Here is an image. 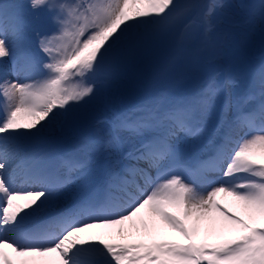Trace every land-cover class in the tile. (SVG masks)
<instances>
[{"label":"snow or ice","instance_id":"snow-or-ice-1","mask_svg":"<svg viewBox=\"0 0 264 264\" xmlns=\"http://www.w3.org/2000/svg\"><path fill=\"white\" fill-rule=\"evenodd\" d=\"M227 6L213 0L207 16ZM30 7L51 12L57 25L52 33L37 32L35 50L18 6L0 0V60L10 59L17 77L0 80V264H264V67L259 104L235 117L245 136L233 141L227 135L212 156L196 165L201 178L221 174L211 190L200 191L164 165L179 159L174 141L180 134L204 131L203 118L222 92L212 80L192 102L157 103L140 115L119 117L106 142L120 152L119 168L104 195L61 207L65 180L23 161L13 168L21 145L42 137L86 103L105 65L118 61L145 32L167 29L187 6L179 0H31ZM8 17L12 42L4 23ZM260 17L264 20V0ZM120 132L130 133L136 143L125 148ZM9 145L16 148L9 151ZM222 194L243 214L222 204ZM208 220L219 223L222 233L239 235L220 244H198L195 238ZM159 224L190 243L111 242L104 237L116 233L92 232L117 228L123 236L128 225L151 236Z\"/></svg>","mask_w":264,"mask_h":264},{"label":"rangeland","instance_id":"rangeland-1","mask_svg":"<svg viewBox=\"0 0 264 264\" xmlns=\"http://www.w3.org/2000/svg\"><path fill=\"white\" fill-rule=\"evenodd\" d=\"M185 1L189 2L185 4V6H187L185 10L183 9V11L179 13L178 18L167 29L163 30L162 35L161 31L145 32L141 41L128 48L122 54L118 61L111 62L105 65L104 69H102L99 75L95 78V94L91 98H89L86 103H82L79 105V107H82V111L78 110L79 107L77 105L72 113L66 117L68 120H72V124H79L81 127H84L82 133H91V121L90 119L85 117L86 113L92 116H98L99 118L103 119L107 114H109L111 118H114L113 113L109 110L112 108L113 110L116 109L121 112L123 111V108H121L123 104H126L129 109L133 108L138 110L140 109L138 108L139 105L146 106L147 103L151 104L150 101L155 102V104L166 102L168 97H166V99H159L158 97H156V95H150L149 93L147 95H144L146 97L144 98L143 103H140L139 105L137 104V100L135 99V97H138L140 94L132 95V91H134L132 77L135 76L139 71L134 69L135 63L133 64L131 63V61H133L135 58L134 56L139 55V53H141L139 55V60H142L140 59L142 56L143 59H145L148 58L149 55L156 53L157 55L155 56V66H158L163 59V49L161 48V44H163V46L167 45V40L170 49L177 50L175 51V53L178 54L179 58H176V60H174V64L177 65L178 71L181 69L187 71L191 75L195 74L193 75V79H190L187 83L184 81V73L181 72L179 76L182 77L183 87L177 85V89L190 88V86L191 88L196 89V85H198V88H201L202 85L198 84L199 81L206 80L204 82L205 85H207L210 80L214 81V71H203V69L207 68V64L213 63L212 61L216 62L217 59H219L220 61H223L226 64L230 65L229 73L231 74V78H239L242 80V85L235 96H238V94L242 95L243 91L245 94H248V64L250 65L253 62L255 55L264 54V20H262L260 17V4L262 0H224L222 3L227 4L228 6L221 9H216L215 14L211 18L213 20V25L209 24V26H213V28L210 29L211 37H209L204 29L207 22L204 21L205 18L203 12L207 10L205 9V6H207L208 2L212 0L201 1L203 2V4L205 3L204 7L201 10L202 15L199 20L203 23V27L191 25L187 30H183L184 32L182 36L179 35V29L188 25V23L192 20H196V11L199 12V10L201 9L199 6L200 0ZM17 2L21 5V8L26 16L32 15L31 13L38 14L39 12V16H43L44 18L46 17L48 21L54 24L57 28L51 12H49V15L44 16L41 10L34 11L30 7L31 0H17ZM69 2H75V0H69ZM243 4L251 5L253 11L251 12L249 9L244 8ZM233 7L242 8L240 10L241 14L239 15V12L234 13ZM255 11L257 13H255ZM224 20L228 22H234L235 26L223 22ZM42 21L43 20L41 18L36 19L34 23L25 21V33L29 34L30 37H35L37 32L42 33L43 30H45L43 27L39 26ZM176 25H178L179 28H176ZM49 28L50 31H46L47 33H52L56 30V28H53L51 25ZM10 33L13 35L12 30L10 31ZM230 34L236 35L237 37L241 38L239 43L243 47L242 50H237L235 46L236 44L232 43L235 38L234 36H229ZM27 37L29 36L27 35ZM165 38L167 39L164 40ZM210 38L215 39L213 40V43L211 42ZM209 40L210 44H208V47H206L205 52H200V47L207 43ZM177 48L182 51H178ZM122 60L123 63H126V65H122ZM134 62H138V60H134ZM181 62L183 63L180 67ZM257 62V69L255 70L256 73H254L257 74V83L260 84V74L261 68L264 67V58L259 59ZM123 66L127 67L124 68ZM173 69L175 72V68ZM10 74L11 72L6 71L2 74V79L7 78L9 80H14ZM196 80L199 81L197 82ZM215 83L219 84V82L217 81ZM161 84L162 83H158V85ZM168 84L171 85V80H168L163 88H157L156 90H172L171 86H167ZM221 96L222 95L219 96V101H221ZM217 116L218 114L216 113V110L214 108L212 112L208 116H206L207 118H203V121L205 120V122L209 125V127L207 126L208 129H211L215 124L216 121L214 120ZM61 119H63V117ZM116 120L117 119L114 118L111 120V122L114 124ZM57 124L58 123H56V125ZM227 126L228 128L232 129V133L235 132L234 123ZM121 135L126 141L128 148L136 143V138L132 137L130 133L121 132ZM76 137L77 136H75L74 138ZM204 139H208V135H205ZM186 142L187 140L184 137H180L178 141L175 142L177 143V149L183 158L188 157L189 153L191 154V151H194L196 149L193 146L191 148L187 146L185 144ZM200 142L203 141L201 140ZM199 145L200 143L198 142L196 146ZM187 148L190 150H188ZM145 219H147V216ZM124 227L125 234L123 236L118 234V230H113L111 232L116 233L115 235L106 236L104 238L110 240L111 242L126 243V240L129 239L133 240L132 242L144 241L146 244H150V242L154 241L164 242L169 234L167 233V230H170V228L164 226L163 224H159V226L151 236H146L142 232H136L135 230L130 231L128 225H125ZM216 228H220L219 223L214 224L212 221H205L202 225L200 235L195 238V242L197 240L204 241L206 239H209V241H213L214 244H220L222 241V237H227V232L222 233L220 230L221 233L218 234ZM203 230L205 233H202ZM92 232L94 234L104 233L106 232V229H93ZM230 234L231 233H228V235ZM172 237L173 239L177 238L179 241H183L181 240L183 238L186 241V239L178 232H172ZM129 240L128 243H130Z\"/></svg>","mask_w":264,"mask_h":264},{"label":"bare ground","instance_id":"bare-ground-1","mask_svg":"<svg viewBox=\"0 0 264 264\" xmlns=\"http://www.w3.org/2000/svg\"><path fill=\"white\" fill-rule=\"evenodd\" d=\"M11 0H7V2H10ZM20 12V11H19ZM4 23L6 24H9L6 20L4 21ZM7 58H3L2 60H0V65L6 61ZM257 107V104L254 103V108ZM65 118V117H64ZM95 120V119H94ZM58 124H61L63 127L66 128L67 131L63 132L62 130V126H61V129H60V126H57V127H53L52 129H49L48 131H46L44 133V135L40 138H37L33 141H30V142H27L23 145H21V149H22V155H25L28 151L32 150L33 152L35 151H38L40 148L44 147V146H47L48 149H53L57 152V154H61L62 152H64L66 150V148L69 146H71L70 144V137L72 134H75L77 132H75V126L72 128L73 130H69L67 129L66 125H70V123L67 122V124H64L63 122H59ZM99 129L100 128H103V125H99L98 126ZM94 128L96 129L97 133H99V135H97L96 137H94V143H95V148H94V151L96 152H100V150L102 149L101 146H99L98 144V140L97 139H104V134L102 131H100L97 127H96V124H94ZM50 131H53L50 133ZM104 131H106V129L104 128ZM101 134V135H100ZM79 136V135H77ZM81 136V135H80ZM100 136V137H98ZM96 139V140H95ZM49 143H47V142ZM79 144L81 143H78L77 146L80 148L81 146H79ZM14 146V148H13ZM75 147V146H74ZM16 148V145H9L8 146V150L9 151H13L14 149ZM107 149H111V147H107ZM83 150L85 151V149L83 148ZM90 150V148H89ZM87 153H89L87 151ZM56 157V156H55ZM84 157V163H87L86 166H85V172H83L81 174V178L78 180V181H75L74 183H72V185H70L69 188H67L66 192L63 194L61 200H60V206L63 207L65 205H71L73 204L74 202H76V198L75 197H78L80 194L83 195L85 193L86 190H83V192L81 191L82 188H88L90 185H92V183H94V181L97 180V182L101 179V178H104V175H100V172L95 170L93 168V164H94V160H91V157L89 156H83ZM101 159L98 158L97 159V162H100ZM32 161L31 158H28L27 159V164H30ZM51 157L50 158H46V159H43L41 160L40 162H33L32 166L34 167H44V168H49L51 166ZM110 164H112V162L110 161ZM97 169V168H96ZM110 169V168H109ZM111 169H113V166L111 167ZM95 170V172H94ZM109 181L111 179H108ZM200 191L202 192H207L204 188H202L201 186H197ZM220 199V202L224 205H226L227 207H229L232 211H235L239 214H242L241 210L233 203L232 199L230 197L228 198H225L223 196V194L221 195V197L219 198ZM214 215H218V214H214ZM211 221V220H209ZM159 226V225H158ZM207 242H211L209 241V239L205 240ZM213 242V241H212Z\"/></svg>","mask_w":264,"mask_h":264}]
</instances>
